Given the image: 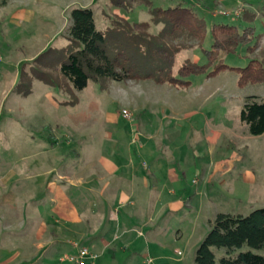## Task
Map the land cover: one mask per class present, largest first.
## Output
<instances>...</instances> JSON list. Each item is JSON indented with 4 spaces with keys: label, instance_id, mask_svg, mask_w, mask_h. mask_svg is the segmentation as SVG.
I'll return each instance as SVG.
<instances>
[{
    "label": "rangeland",
    "instance_id": "1",
    "mask_svg": "<svg viewBox=\"0 0 264 264\" xmlns=\"http://www.w3.org/2000/svg\"><path fill=\"white\" fill-rule=\"evenodd\" d=\"M177 3L204 20L206 35L200 45L176 55L174 75L186 59L207 63L204 52L211 48L215 24L252 27L254 36L183 87L89 81L77 91L44 66L67 44L74 8H90L101 32L125 20L146 23L157 34L161 26L153 23L151 11ZM239 10L251 20L232 15ZM263 35L264 0H8L0 7V264H63L59 256H75L54 244L39 251L40 223L54 218L50 184L59 175L90 171L93 160L116 148L125 154L128 145L139 156V182L145 185L142 199L132 197L131 209L138 212H125V219L135 217L138 231L120 237L131 230L128 220L111 229L107 249L100 242L89 248L96 264H195L216 215L246 217L264 209V133L250 136L239 120L246 97L264 99V83L240 86L237 71L259 59ZM249 46L257 49L249 54ZM219 64L230 68L208 74ZM151 169L156 174L148 177ZM212 251L214 264L226 256L224 249Z\"/></svg>",
    "mask_w": 264,
    "mask_h": 264
},
{
    "label": "trees",
    "instance_id": "2",
    "mask_svg": "<svg viewBox=\"0 0 264 264\" xmlns=\"http://www.w3.org/2000/svg\"><path fill=\"white\" fill-rule=\"evenodd\" d=\"M7 2L0 0V7ZM151 16L153 23L161 26L157 34H151L146 23L125 20H117L112 28L101 32L95 26L90 8H74L70 11L67 44L54 51L55 59L47 60L44 66L57 71L59 78L77 91L85 89L89 81L151 80L158 85L183 87L189 84L190 76L208 72L217 61L220 63L222 54L235 52L240 44H249L254 36L252 27L240 31L235 25L215 24L210 30L211 48L204 52L207 63L198 65L186 59L174 75L176 55L194 49L205 39L204 20L182 3L154 9ZM251 16L245 13L241 17L250 21ZM256 49L257 46H249L247 52L252 54ZM263 52L264 47L259 48V59L253 58L244 68L237 69L240 86L264 83ZM222 68L230 67L219 64L208 74ZM239 120L250 136L262 135L264 99L246 97ZM214 248L226 251L219 264H264V256L253 253L264 252V209L246 217L216 215L211 231L195 252L194 263L214 264ZM244 248L247 250L243 251Z\"/></svg>",
    "mask_w": 264,
    "mask_h": 264
},
{
    "label": "crops",
    "instance_id": "3",
    "mask_svg": "<svg viewBox=\"0 0 264 264\" xmlns=\"http://www.w3.org/2000/svg\"><path fill=\"white\" fill-rule=\"evenodd\" d=\"M241 16L239 15L238 18ZM117 146L116 143L115 147ZM143 146L144 143L140 144L139 148ZM93 161L91 163L94 164L90 167V171H80L73 178L59 175V180L50 184L54 218L40 223L42 230L40 237L36 240L41 242L39 251H47V246L54 244L58 245L60 250H68V253L74 250L77 256L81 248H86L91 255L95 256L94 260L87 259L86 263L96 264L98 257L89 248H94L96 242H100L103 244V250L107 249L110 241L106 236L111 229L120 227L128 220L125 219L127 217L125 212H138L137 208H131L136 206L132 197L141 194L140 199H142V191L145 189L143 182H139L140 174L137 169L139 156L132 154L128 145L125 154L119 153L116 148L110 156H100ZM143 167H145L144 164ZM155 174L156 169H151L148 177H153ZM120 203L122 214H120V209L114 211V205L116 204L118 209ZM111 212L117 216V219H113ZM101 213L103 216L97 219L96 216ZM107 219L109 220L105 227ZM133 220H135L134 216L129 218L128 223H131V230H123L121 238L125 239L130 231H138L136 223L131 222ZM98 231L102 232L98 233ZM138 235H142L140 231ZM83 243L85 244L82 245ZM148 252V249L145 250L146 257ZM75 256L63 254L59 256L58 261L63 264L66 262L76 264L72 260Z\"/></svg>",
    "mask_w": 264,
    "mask_h": 264
},
{
    "label": "built area",
    "instance_id": "4",
    "mask_svg": "<svg viewBox=\"0 0 264 264\" xmlns=\"http://www.w3.org/2000/svg\"><path fill=\"white\" fill-rule=\"evenodd\" d=\"M240 10L237 11V12H234L233 15L238 17L240 15ZM232 13H229V14H226L225 16H229L231 15ZM122 116L123 118L125 119H129V115L126 111H122ZM87 259H90V261L94 260L95 259V256L91 255L88 251V249L86 248H81L78 252V255L73 257L72 260H74V262L76 264H87L86 261ZM88 264H94L93 262H90Z\"/></svg>",
    "mask_w": 264,
    "mask_h": 264
}]
</instances>
